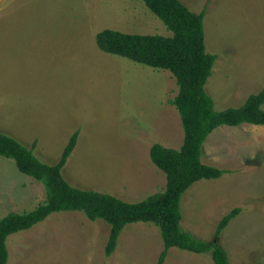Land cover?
<instances>
[{"label": "rangeland", "instance_id": "1", "mask_svg": "<svg viewBox=\"0 0 264 264\" xmlns=\"http://www.w3.org/2000/svg\"><path fill=\"white\" fill-rule=\"evenodd\" d=\"M180 1L196 14L206 10V50L217 57L206 90L216 110L242 107L264 90V0ZM107 29L172 37L142 0H0V132L29 148L36 143L49 165L78 132L65 180L139 203L166 191L151 148L183 146L180 113L169 103L179 88L168 71L102 52L96 36ZM203 163L230 172L187 191L182 228L213 241L222 218L241 208L219 243L230 264H264V127L215 130ZM46 198L41 182L0 157V220ZM110 230L82 212L54 213L8 238V264H158L164 242L155 225H127L107 257ZM164 264L214 262L173 248Z\"/></svg>", "mask_w": 264, "mask_h": 264}, {"label": "trees", "instance_id": "2", "mask_svg": "<svg viewBox=\"0 0 264 264\" xmlns=\"http://www.w3.org/2000/svg\"><path fill=\"white\" fill-rule=\"evenodd\" d=\"M146 7L167 27L172 37L125 34L104 30L97 34L99 49L134 63L168 71L179 88L169 103L181 117L184 143L180 150L152 147V163L165 174L166 191L139 203H129L108 193L76 188L63 177L62 171L76 148V133L66 146L57 165L43 162L35 154L36 143L29 148L17 139L0 132V157L14 160L19 171L46 189V201L33 211L11 213L0 220V264H8L7 240L31 230L54 213L82 212L91 222L103 220L110 225L106 256L117 250L119 238L129 224L150 223L161 232L164 250L158 264H164L171 249L197 255H211L214 264H230L219 238L243 211L235 208L222 218L213 241H204L181 226L182 200L199 181L217 180L230 171L203 163V147L208 137L221 127L244 124L264 127V90L248 98L240 108L217 111L206 85L212 76L217 57L207 52L204 32L206 10L192 12L180 0H142Z\"/></svg>", "mask_w": 264, "mask_h": 264}, {"label": "crops", "instance_id": "3", "mask_svg": "<svg viewBox=\"0 0 264 264\" xmlns=\"http://www.w3.org/2000/svg\"><path fill=\"white\" fill-rule=\"evenodd\" d=\"M178 111V110H177ZM76 134V132H72V134ZM78 133V132H77ZM185 133V132H184ZM79 134V133H78ZM79 137V136H78ZM184 137H185V135H184ZM161 146H164V145H161ZM152 149V148H151ZM203 150H204V147H203ZM151 151V150H150ZM108 188H110V187H107V188H104V189H108ZM86 190H89V189H86ZM104 191V190H103ZM105 192H107V191H105ZM107 193H110V192H107ZM110 194H112V193H110ZM114 195V194H113Z\"/></svg>", "mask_w": 264, "mask_h": 264}]
</instances>
